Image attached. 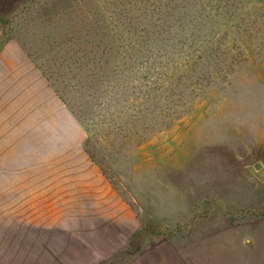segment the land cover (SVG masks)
Here are the masks:
<instances>
[{
    "label": "rangeland",
    "instance_id": "obj_1",
    "mask_svg": "<svg viewBox=\"0 0 264 264\" xmlns=\"http://www.w3.org/2000/svg\"><path fill=\"white\" fill-rule=\"evenodd\" d=\"M0 0V264H264V0Z\"/></svg>",
    "mask_w": 264,
    "mask_h": 264
},
{
    "label": "trees",
    "instance_id": "obj_2",
    "mask_svg": "<svg viewBox=\"0 0 264 264\" xmlns=\"http://www.w3.org/2000/svg\"><path fill=\"white\" fill-rule=\"evenodd\" d=\"M162 1H163V0H159V1H158V4H159L158 7H160V10L158 11V17H157V20H158V18H159L160 20H164V19L168 16V13H166V14L164 15L163 7H162Z\"/></svg>",
    "mask_w": 264,
    "mask_h": 264
}]
</instances>
